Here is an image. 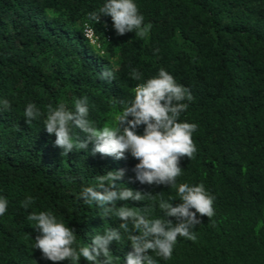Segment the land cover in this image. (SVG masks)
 <instances>
[{"label": "trees", "instance_id": "1", "mask_svg": "<svg viewBox=\"0 0 264 264\" xmlns=\"http://www.w3.org/2000/svg\"><path fill=\"white\" fill-rule=\"evenodd\" d=\"M103 2L0 0V99L11 105L0 107V195L9 201L0 216V264H54L33 248L39 233L27 219L31 212L62 218L82 245L118 227L120 218L78 198L106 171L125 169L119 187L145 194L142 201H118V207L166 219L158 199L181 202L169 185L136 181L138 161L130 154L118 160L93 154L89 142L86 150L64 155L44 117L31 124L24 117L30 102L45 112L49 104L71 106L87 96L90 118L100 128L111 126L118 101L133 99L137 85L161 68L193 97L179 119L198 125L197 152L181 158L177 184L203 183L215 197V215L201 217L196 240L179 237L172 258H157L159 264H264V0H137L151 25L145 38L118 35L109 16L90 21L88 14ZM106 69L114 78H100ZM133 69L143 73L141 81L131 78ZM27 196L35 202L25 209ZM110 248L115 264L132 251L126 237ZM80 264L89 262L81 257Z\"/></svg>", "mask_w": 264, "mask_h": 264}, {"label": "clouds", "instance_id": "2", "mask_svg": "<svg viewBox=\"0 0 264 264\" xmlns=\"http://www.w3.org/2000/svg\"><path fill=\"white\" fill-rule=\"evenodd\" d=\"M102 16H109L118 35L135 32L136 36L147 37L151 25L145 23L137 0H104L97 11L90 12L88 19L94 24ZM90 27V26H87ZM93 33V32H92ZM86 34V33H85ZM92 43L93 39L87 37ZM132 79L141 81L143 73L133 69ZM102 79L114 78V73L106 69L100 74ZM193 99L190 91L178 83L175 77L164 68L154 76L139 83L134 98L119 100L121 110L113 117L111 126L102 128L90 118V105L87 96L74 98L71 106L66 103L49 104L42 112L35 103H28L24 117L31 124L44 117L43 125L47 133L54 134L55 145L62 154L87 149L88 143L94 145L93 154L99 153L114 159L126 158L130 154L136 163L133 171L135 180L140 184L169 185L178 194L180 203L173 206L172 200L162 197L157 204L165 218H149L147 211L137 207L117 206L118 201H142L145 194L129 187H119L126 170H109L96 176L94 186L83 187L78 198L85 204H95L102 209L104 216H114L122 221L118 227H110L91 237L87 245L77 240L76 231L57 215L50 211L31 212L27 219L38 230L33 248L39 249L42 256L58 264L68 260L70 264H80L81 257L89 264H115L110 246L113 241L121 242L125 237L131 242L132 251L128 252L122 264H159L160 258L168 261L172 258L178 238L196 240L195 226L201 223V217L212 218L215 215V197L203 183L177 184L183 157L193 159L197 146L193 134L198 125L179 118L186 112ZM7 99H0V107H10ZM143 127L142 133L137 130ZM87 135L81 139L75 129ZM35 198L27 196L22 207L30 208ZM9 207L8 199L0 195V216ZM167 217H175L174 223ZM155 253V257L149 254Z\"/></svg>", "mask_w": 264, "mask_h": 264}, {"label": "built area", "instance_id": "3", "mask_svg": "<svg viewBox=\"0 0 264 264\" xmlns=\"http://www.w3.org/2000/svg\"><path fill=\"white\" fill-rule=\"evenodd\" d=\"M86 36L89 37L90 39H93V33L92 30L89 28L85 29Z\"/></svg>", "mask_w": 264, "mask_h": 264}]
</instances>
